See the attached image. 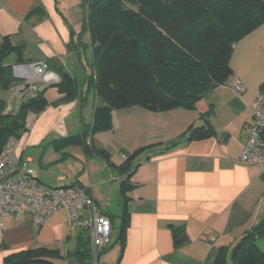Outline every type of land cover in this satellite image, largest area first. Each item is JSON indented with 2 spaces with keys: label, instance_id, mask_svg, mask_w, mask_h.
<instances>
[{
  "label": "crops",
  "instance_id": "crops-1",
  "mask_svg": "<svg viewBox=\"0 0 264 264\" xmlns=\"http://www.w3.org/2000/svg\"><path fill=\"white\" fill-rule=\"evenodd\" d=\"M83 27V0H0V47L10 39L26 47L23 63L46 60L49 64L43 83L49 104L37 115L28 114V130L14 142L16 154L30 159L42 185H83L112 217L111 243L98 252L96 263L214 264L220 249L230 252L264 214V166L240 161L264 73L256 72L257 92L247 87L236 92L233 79L247 82L250 67L246 61L242 67L233 65L232 54L233 75L194 107L114 109L113 128L93 133L86 139L88 148L83 143H56L80 133L82 122L93 121L95 108L107 104L89 80L92 48L86 51L89 41L84 40ZM263 34L264 22L241 39L243 48L255 42V53L259 52ZM16 63L13 54L4 62ZM60 70L77 78V94L56 103L63 96L57 86ZM13 75L18 78L14 71ZM23 82L16 80L9 90L0 85V99L8 107L20 98L15 88ZM199 125L212 127L213 133L188 139L189 128ZM31 146L52 147L53 160L45 164V152L40 166H34L33 157L25 156ZM136 151L129 173H121L119 166ZM62 163L68 167L50 173ZM124 216L129 224L123 242ZM68 218L65 208L44 224L28 214L21 219L0 217V264L10 254L38 246L57 252L55 264H82L74 253L81 246L80 237L88 233L69 226Z\"/></svg>",
  "mask_w": 264,
  "mask_h": 264
},
{
  "label": "trees",
  "instance_id": "trees-1",
  "mask_svg": "<svg viewBox=\"0 0 264 264\" xmlns=\"http://www.w3.org/2000/svg\"><path fill=\"white\" fill-rule=\"evenodd\" d=\"M84 27L90 34L92 59L89 80L105 106L94 110L91 123L82 122L81 132L56 143H83L98 131L113 128L112 111L138 105L152 111L180 106L192 108L218 84L233 75L230 65L234 45L264 22V0H83ZM26 47L6 39L0 47V85L9 90L15 83L12 65L4 62L15 55L24 62ZM57 84L68 101L77 94V78L59 71ZM264 86V81L261 87ZM44 90L25 95L16 113L6 112L0 99V149L10 137L27 130V116L42 112L49 104ZM212 127H190L188 139L205 138ZM137 151L119 166L128 174ZM111 217V216H110ZM112 219V217H111ZM129 220L124 216L120 239L124 242ZM177 236V233H175ZM74 253L82 264H100L93 258L90 239L81 236ZM264 214L229 252L222 247L214 264H264ZM56 251L46 246L29 247L5 258V264H55Z\"/></svg>",
  "mask_w": 264,
  "mask_h": 264
},
{
  "label": "built area",
  "instance_id": "built-area-1",
  "mask_svg": "<svg viewBox=\"0 0 264 264\" xmlns=\"http://www.w3.org/2000/svg\"><path fill=\"white\" fill-rule=\"evenodd\" d=\"M14 73L31 82L28 95L42 90L48 78L49 64L46 60L12 65ZM233 89L242 93L245 86L239 77L232 81ZM23 97V95H20ZM252 122L240 155L244 164L264 166V86L260 88L251 107ZM15 138L10 137L0 149V217L21 219L28 214L38 224H44L59 209L68 211V224L88 233L93 258L112 240L111 217L97 205L87 187L83 185L46 187L35 175L30 159L20 158L14 149Z\"/></svg>",
  "mask_w": 264,
  "mask_h": 264
},
{
  "label": "rangeland",
  "instance_id": "rangeland-1",
  "mask_svg": "<svg viewBox=\"0 0 264 264\" xmlns=\"http://www.w3.org/2000/svg\"><path fill=\"white\" fill-rule=\"evenodd\" d=\"M82 35L84 36V40H87L89 42H86V51L88 52L89 50H91V39H90V34L87 30H85ZM264 36V34L262 35ZM249 39V38H247ZM262 39V38H261ZM264 39H262L263 41ZM241 40H239L238 42L235 43L234 45V50H233V56H232V64L233 65H237V66H244L245 65V61L246 62H249V67H250V70L248 71V73L246 74L248 76V80L247 82H244V85L245 87L248 88L249 91H253L254 89H256V92L258 91V83H259V79H258V76L256 74V72H258L259 74L260 73H264V43H263V47L261 50H259V52L255 53V42L252 46H249L248 48H243V43L244 42H240ZM240 42V43H239ZM237 46V47H236ZM231 65V64H230ZM232 67V66H231ZM16 80L17 81H24L23 79L21 78H17L16 77ZM28 97V96H26ZM26 97H24L26 99ZM23 97H20V98H15L12 102H11V105L7 108H6V112H9V113H16L19 106H20V103L22 101V99H24ZM17 140V138L15 139ZM28 151H26V155L25 156H28V155H31L33 157V160H34V163L33 165L34 166H40L39 165V160L41 159V157L44 155V153L46 152V159L44 160V163L46 164L49 160H53L54 156H55V151L54 149H52V147H46L45 149L44 148H41V147H36V146H31V147H28L27 149ZM69 163H74L73 161L69 162ZM58 163H55V165H57ZM47 166V165H46ZM51 168L50 170V173L51 174H57V171L58 169H62L64 167H68V164H64L62 163L60 166H56ZM75 168V167H74ZM42 169V168H41ZM59 172V171H58ZM64 173V172H63ZM116 220V225H119L120 223V220L116 217L115 218ZM258 244L260 246V248L262 250H264V240L263 239H259L258 240Z\"/></svg>",
  "mask_w": 264,
  "mask_h": 264
},
{
  "label": "water",
  "instance_id": "water-1",
  "mask_svg": "<svg viewBox=\"0 0 264 264\" xmlns=\"http://www.w3.org/2000/svg\"><path fill=\"white\" fill-rule=\"evenodd\" d=\"M23 79V78H21ZM24 80V79H23ZM30 86H31V82L30 81H24L23 83H21L20 85H18L16 88H15V91L19 94V95H23L24 93H26L29 89H30Z\"/></svg>",
  "mask_w": 264,
  "mask_h": 264
}]
</instances>
